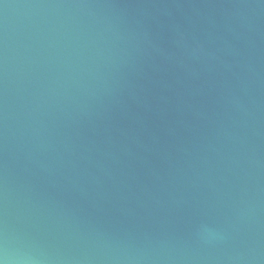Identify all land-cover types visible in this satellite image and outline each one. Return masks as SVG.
<instances>
[{"label": "water", "instance_id": "1", "mask_svg": "<svg viewBox=\"0 0 264 264\" xmlns=\"http://www.w3.org/2000/svg\"><path fill=\"white\" fill-rule=\"evenodd\" d=\"M3 264H264V0H0Z\"/></svg>", "mask_w": 264, "mask_h": 264}, {"label": "clouds", "instance_id": "2", "mask_svg": "<svg viewBox=\"0 0 264 264\" xmlns=\"http://www.w3.org/2000/svg\"><path fill=\"white\" fill-rule=\"evenodd\" d=\"M0 264H3V261H0Z\"/></svg>", "mask_w": 264, "mask_h": 264}]
</instances>
